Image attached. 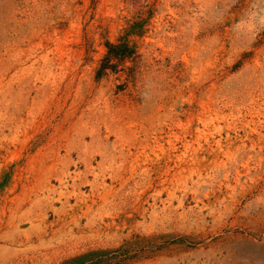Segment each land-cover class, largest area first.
<instances>
[{
    "label": "rangeland",
    "instance_id": "374dc122",
    "mask_svg": "<svg viewBox=\"0 0 264 264\" xmlns=\"http://www.w3.org/2000/svg\"><path fill=\"white\" fill-rule=\"evenodd\" d=\"M0 264H264V0H0Z\"/></svg>",
    "mask_w": 264,
    "mask_h": 264
},
{
    "label": "trees",
    "instance_id": "16d2710c",
    "mask_svg": "<svg viewBox=\"0 0 264 264\" xmlns=\"http://www.w3.org/2000/svg\"><path fill=\"white\" fill-rule=\"evenodd\" d=\"M136 28H140V24H135L131 27L132 32ZM137 32L138 31H134ZM106 52L101 59L96 71L95 78L100 79L105 76L108 71L116 72V67L119 63L124 61H133L136 57L135 50L128 44L127 41L118 39L116 43H105Z\"/></svg>",
    "mask_w": 264,
    "mask_h": 264
}]
</instances>
